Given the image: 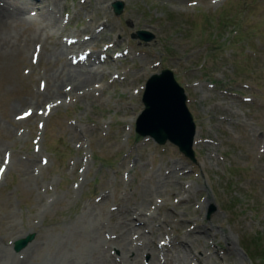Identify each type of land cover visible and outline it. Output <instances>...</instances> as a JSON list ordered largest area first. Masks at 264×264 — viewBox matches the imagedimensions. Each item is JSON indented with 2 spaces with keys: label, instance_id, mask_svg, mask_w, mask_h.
Returning <instances> with one entry per match:
<instances>
[{
  "label": "rangeland",
  "instance_id": "rangeland-1",
  "mask_svg": "<svg viewBox=\"0 0 264 264\" xmlns=\"http://www.w3.org/2000/svg\"><path fill=\"white\" fill-rule=\"evenodd\" d=\"M21 1L55 24L19 27L0 49V253L40 262L92 214L100 250L87 264H115L144 235L162 264H264V0L0 3ZM164 68L195 122L194 162L135 132L145 82ZM79 228L78 246L91 233Z\"/></svg>",
  "mask_w": 264,
  "mask_h": 264
},
{
  "label": "bare ground",
  "instance_id": "bare-ground-1",
  "mask_svg": "<svg viewBox=\"0 0 264 264\" xmlns=\"http://www.w3.org/2000/svg\"><path fill=\"white\" fill-rule=\"evenodd\" d=\"M34 4L37 5L36 3ZM27 7L28 4L24 1H21L20 4L17 2L15 5L13 4L8 6L5 5V3H0V49L5 50L10 46L13 38L19 37V35H17L19 34L17 31L19 30V27L28 28L33 25L35 32L45 33L53 28L55 21L41 12L36 18L26 16L25 11L27 12ZM34 23L37 24V27L34 26ZM35 51L36 49L34 52ZM51 51L55 52L56 50L54 49ZM91 71L92 70L81 72V70L72 69L68 70L67 76L69 78H74L77 83L81 84L93 77V73ZM1 160L2 159H0V161ZM91 216L92 214H83V216L81 215L76 221L72 220L74 222L66 228L64 233L59 232L58 240L60 242L53 246L52 251L49 252L42 261L33 264H87L88 261H86V257L94 252H99L100 250L97 249L98 245L93 244V234L96 231V223ZM78 226L80 227L79 229L91 232L88 234L89 237L88 235H85V237L89 238V240L84 238L83 243L80 246L77 245ZM144 239L148 240L146 244L141 243L136 245L134 248H131V246L127 243L121 245L119 247L121 251L119 259H113L115 260V264H139V257L145 253H149L150 255V260L147 264H162L158 254L160 248L158 242L151 238L148 239L147 235H144ZM179 244L183 246L182 250L184 251V254H186V251L188 250V248L184 246L186 243H184V241H179ZM169 246L170 242L165 243L164 245V247ZM26 253L27 252L25 250L19 254V256L12 253H9V255L0 253V264H26V260H24ZM108 257L112 258L113 256L112 254H109ZM195 260L199 261V258L196 257ZM173 261L174 259L172 256H165L164 263L173 264Z\"/></svg>",
  "mask_w": 264,
  "mask_h": 264
},
{
  "label": "water",
  "instance_id": "water-1",
  "mask_svg": "<svg viewBox=\"0 0 264 264\" xmlns=\"http://www.w3.org/2000/svg\"><path fill=\"white\" fill-rule=\"evenodd\" d=\"M114 13L121 14L122 2L112 4ZM137 36L144 41L153 39V35L139 31ZM144 109L136 120V132L150 137L158 144L167 141L176 145L186 157L194 160L192 144L195 125L186 106L184 89L176 82L173 73L164 69L150 76L145 84L141 99ZM33 236L15 242V251L21 250Z\"/></svg>",
  "mask_w": 264,
  "mask_h": 264
},
{
  "label": "snow or ice",
  "instance_id": "snow-or-ice-1",
  "mask_svg": "<svg viewBox=\"0 0 264 264\" xmlns=\"http://www.w3.org/2000/svg\"><path fill=\"white\" fill-rule=\"evenodd\" d=\"M0 171H2V169H0Z\"/></svg>",
  "mask_w": 264,
  "mask_h": 264
},
{
  "label": "trees",
  "instance_id": "trees-1",
  "mask_svg": "<svg viewBox=\"0 0 264 264\" xmlns=\"http://www.w3.org/2000/svg\"><path fill=\"white\" fill-rule=\"evenodd\" d=\"M264 251V250H263ZM262 259H264V258H262Z\"/></svg>",
  "mask_w": 264,
  "mask_h": 264
}]
</instances>
